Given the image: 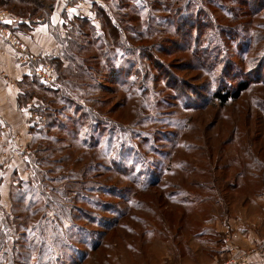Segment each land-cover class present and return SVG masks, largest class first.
Segmentation results:
<instances>
[{
    "label": "rangeland",
    "instance_id": "374dc122",
    "mask_svg": "<svg viewBox=\"0 0 264 264\" xmlns=\"http://www.w3.org/2000/svg\"><path fill=\"white\" fill-rule=\"evenodd\" d=\"M262 1L181 0L176 5L141 0L143 8L136 3L129 10L128 0H99L92 6L96 23L81 18L70 23L84 25L94 44L78 54L95 67L89 73L95 82L87 78L86 86L80 82L69 89L40 83L27 93L32 97L29 127L39 150L37 171L43 175L32 173L25 182L33 183L40 208L29 216L12 212L27 184L17 183L11 201L3 198L0 220L10 217L13 224L0 223V264H201L191 254V238L209 236L201 227L204 201L222 203L223 193L236 183L248 184L233 180L242 176L237 172L245 163L259 168L245 150L258 153L263 147L256 144L264 140ZM117 3L124 10L117 12ZM99 8L110 20L97 16ZM138 8V21L123 19ZM112 23L126 32L123 48L135 49L124 55L119 47L110 49L113 71L102 68L103 50L97 49L105 45L102 34L110 38ZM139 75L140 90L128 98L125 86ZM240 80L252 82L240 100L223 108L211 99L220 87ZM11 142L24 146L13 131L0 135V163L6 167L15 164L6 161ZM94 154L98 162L91 170ZM149 179L150 184L160 180L156 189L144 187ZM189 199L198 201L194 217L177 205ZM27 218L31 222L23 224Z\"/></svg>",
    "mask_w": 264,
    "mask_h": 264
},
{
    "label": "crops",
    "instance_id": "0c3cea01",
    "mask_svg": "<svg viewBox=\"0 0 264 264\" xmlns=\"http://www.w3.org/2000/svg\"><path fill=\"white\" fill-rule=\"evenodd\" d=\"M30 1L27 3L24 0H0V135L11 136L13 131L19 140L24 142V146L13 147L11 142L5 147V150L11 149L6 161H14L15 164L6 167L0 163L2 206H6L3 198L9 199L12 185L16 183L15 178L19 177L25 181L32 174V168L28 167L34 147V134L29 127L32 112L27 107L29 101L22 105L20 96H26L32 85L33 69L51 62V59H64L66 45L59 43L58 37L70 39V23L73 20L89 18L96 23L91 18L94 16L92 6L99 0ZM45 3L52 5L48 16L43 15ZM22 6L30 9V12L20 13L18 10ZM8 32L20 36L31 54L40 62L33 63L30 69H22L17 62L15 50L8 41ZM256 145L264 148V140H260ZM3 147L4 145H0V156L3 154ZM263 148L258 153H246V156L249 155L254 164L255 161L264 163ZM26 149H30L29 154ZM4 155L7 156L8 151ZM256 188L260 190L263 186L258 185ZM260 191L263 192L259 195L248 196L243 188L234 185L233 190L223 193L225 197L222 203L213 204V199L209 197V201H204L207 207L201 227L209 236L204 241L191 238V254L195 262L235 264L234 257L247 251L254 254L250 259L251 264H264V253L254 252L264 244V190ZM177 205L185 207L193 217L196 216V203L179 202ZM194 230L192 228V231Z\"/></svg>",
    "mask_w": 264,
    "mask_h": 264
},
{
    "label": "trees",
    "instance_id": "16d2710c",
    "mask_svg": "<svg viewBox=\"0 0 264 264\" xmlns=\"http://www.w3.org/2000/svg\"><path fill=\"white\" fill-rule=\"evenodd\" d=\"M128 1L131 4V7H129V10H133V6L136 3L139 5L141 3V0H138V1L128 0ZM166 1L170 4L179 5L181 0H166ZM24 2L30 3L31 1L30 0H24ZM120 2H123V0H120ZM262 2H264V1H262ZM122 4L126 6L127 3H122ZM121 6L122 5L120 3L116 4L117 12L124 10L123 8H121ZM138 7L143 8L144 5L142 4ZM139 8L136 9V11L133 14V17H127L126 16L123 19H125V21H128V20L138 21L139 11H140ZM51 9H52L51 3L50 4L45 3L43 15L48 16V12H50ZM18 11L22 14H28L30 12V9L22 6ZM96 14L99 18H103L104 20H110L109 16L105 15V11L102 8H99L98 11H96ZM123 15H126V14H123ZM43 18H46V17H43ZM81 19L85 20L86 23L90 22V20H88L86 18H81ZM72 23H71V25H72ZM130 24H131V22H130ZM83 26L84 25H79V26H74V27L72 26L71 30H70V35H69L70 39L69 40L66 39L65 41H63V40H61L60 37H58V42L61 43L62 45H66L65 53H64V59L63 60L51 59V62L50 61L48 62V64H51L55 68V71H56L57 79H56L54 84H60V86L65 88V89H69L70 87H74V86H76V84H78L80 82L84 83V86H86V84L89 83V79H87V78H90V79L92 78L93 82H95V79H93L91 74H89V73L93 72L95 67H93L92 65H88L87 62H85L89 58L87 57L86 59H84L85 61H80L81 57L79 54L82 53L83 50L84 51H91L93 49L92 45H94L92 43V41L91 42L88 41V38L90 35L88 32H86L83 29ZM91 26H92V24H91ZM110 26H111L110 38L108 37V35L106 33L102 34L103 35L102 43L105 45H103V47H98L97 49L100 51L103 50L102 51L103 56H101V58H102V60H104L105 63L103 64L102 68L103 67L104 68L110 67L111 70L113 71V70H115L116 66L114 65V59L111 56V53L113 51H111L110 49H113L114 46L119 47V51H122L121 55L128 53L129 50L133 51L135 49L131 48V46H129V45H126L127 48L124 49L123 48L124 42H123V38L121 36L126 34V32L121 30V28H119L118 26H116L114 24L110 25ZM132 26H133V24H131L130 27H132ZM128 28L129 27L127 25L125 27V29L130 31V29H128ZM139 28H142V27L140 26ZM90 29L93 30V28H90ZM135 30H137L136 25L133 27V31H135ZM95 32L97 33V29H94V33ZM145 38H146V36H145ZM108 39H110L111 41H109ZM91 40H92V38H91ZM93 40H94V42H96L95 39H93ZM87 41H88L87 45L84 44ZM78 51H79V54H78ZM92 58L93 57L90 58V61H92V62L97 63L99 61L98 57H95L96 59H92ZM39 62H40V60L38 59V61L36 63H39ZM96 66L98 67V65H96ZM123 73L124 72L121 71L120 76H124ZM125 74H127V73H125ZM139 78H140V75L137 77L136 80L130 82L129 84H127V86H125L124 91H125V95H128V98H130V96H132V95L133 96L136 95V93L139 92L140 89H139L138 84H137ZM85 79H87V81H85ZM31 81H32L31 87L36 86V84L39 86L46 85V84L41 82L40 78L37 76L36 73H34ZM116 84L122 85L123 83L120 81H117ZM46 86H53V85H46ZM251 87H252L251 81L240 80L235 85L220 87L219 89H217L216 91H214L212 93L211 99L216 104H219L221 107L224 108V107H227L229 104L240 100L242 98V96L251 89ZM30 88L26 92V96H24V95L20 96L19 101L22 105H24L26 102H28L32 98V97H29L27 95V93H29V91L31 90ZM91 119L97 121V117H96V114L94 112H92ZM33 134H34V131H33ZM67 134H68V137L70 140L74 139V137L72 138V134L70 132H67ZM77 136L78 135L75 136V140H76ZM60 142L61 141H57L55 143H60ZM88 143H91V141H89ZM88 143L86 141L85 144H88ZM35 145H36V141L34 142V146ZM51 149L55 151V149H53V147H51ZM246 153L247 154H250V153L254 154L255 152H247L246 151ZM38 154H39V150L34 149V147H33V151L31 152L30 162H29L28 167L32 168V173H39V174L43 175L42 173L37 171V169L40 168V166L38 164V162H40L39 161L40 158H36V155H38ZM93 157H94V162L92 163V165L90 167L91 170H92V167L95 168V165L98 162L96 154H94ZM101 160H106V157L101 159ZM48 162H49V160L46 158L45 163H48ZM255 165L259 168L256 169L253 165L248 164V162L245 163L243 171L239 172V174L240 175L242 174V176H240L239 178L233 179L235 181L240 180L241 182L248 183L246 185H239L240 188L242 186H245L246 190L243 188L245 191H248L249 188L253 189L252 191L245 193V195H248V196L259 195L263 192L260 190H264V163L255 161ZM65 168H66L65 164H63V169H65ZM260 168H262V169H260ZM258 171H263V174H260ZM138 177L139 176H137L136 178H138ZM236 177H238V176H236ZM30 179H31V177L29 178V180ZM151 181H152V179H149L147 182H145L144 187H147L150 190H152V189H156L157 186L160 184L159 179H157L153 184L152 183L150 184ZM15 182L16 183L14 185H12V188H11L10 199L12 198V193H13L15 186H17L18 184H27L28 186H27V189H24V191H22L23 193L20 194V195H22L23 199L19 198L17 201H13L14 205L12 208V212L16 214L15 215L16 217L29 216L32 213L33 209L40 208L38 205L39 202L34 199V195L38 196L32 187L34 185L32 182L26 183L25 181H22V180H20V181L16 180ZM69 185H73V184L71 182H69ZM235 185L238 186L237 183ZM258 185H262L263 189L258 190L256 188V186H258ZM135 187H139L138 183H135ZM25 190H27V191H25ZM161 191H163V190H161ZM208 191L211 192V190H209V189H208ZM77 197H78V194L75 193V198L77 199ZM184 197H186V196H184ZM209 197H213V196H209ZM63 198L65 199L66 197L63 196ZM82 200L84 202H86V201L89 202V200L84 198V197L82 198ZM189 200L191 201L190 203L184 202V201L181 203L195 204L196 202H198V201L191 200V199H189ZM36 202H38V203H36ZM47 202H49V200H47ZM66 204L72 206L73 203H72V201L68 200V201H66ZM2 209L5 210V208H3L2 205H0V212H2ZM66 211L67 210H65V208H62V214H65ZM4 214H5V211H4ZM23 221H24L23 224H29L31 222V219L27 218ZM0 223H2L3 227L9 226L10 223H11V225L13 224L10 217H8V218L6 217L5 221H3V222H1V220H0ZM0 227H1V224H0Z\"/></svg>",
    "mask_w": 264,
    "mask_h": 264
},
{
    "label": "built area",
    "instance_id": "2783aa9c",
    "mask_svg": "<svg viewBox=\"0 0 264 264\" xmlns=\"http://www.w3.org/2000/svg\"><path fill=\"white\" fill-rule=\"evenodd\" d=\"M1 32H5V31L1 30ZM8 41L13 46L15 53H16L17 62L22 69H26V68L30 69L32 67V64L38 61L37 57L29 53L24 41L22 40L20 36L15 35L14 33L8 32ZM33 73H36L37 76L40 78L41 82L46 85H54L56 81V80L54 81V77H57L56 71H55V68L51 64H48V63L42 64L37 69H33ZM50 73H53L54 75H50ZM261 250H262V247L255 250L254 252H260ZM249 254H252V253L244 252V253L238 254L235 257L236 262L240 264H249L250 259L247 260V255Z\"/></svg>",
    "mask_w": 264,
    "mask_h": 264
}]
</instances>
